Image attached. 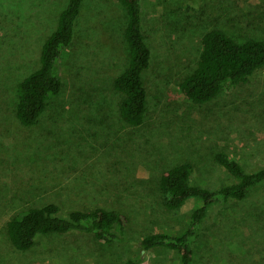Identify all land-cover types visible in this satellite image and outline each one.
Here are the masks:
<instances>
[{
  "label": "rangeland",
  "instance_id": "rangeland-1",
  "mask_svg": "<svg viewBox=\"0 0 264 264\" xmlns=\"http://www.w3.org/2000/svg\"><path fill=\"white\" fill-rule=\"evenodd\" d=\"M68 1L0 0V264H123L139 255L135 246L81 234L41 236L20 252L6 227L30 207L118 209L131 218L134 240L175 234L200 201L166 210L158 189L163 171L192 162L195 183L215 190L235 182L215 162L219 150L247 171L264 167V70L203 106L179 86L212 28L264 40V0H142L153 62L145 77L149 110L138 129L121 120L122 95L112 88L128 64L126 11L117 0H88L79 23L86 38L61 58L62 95L36 126L24 127L15 115L17 86L39 69ZM193 248L195 264H264V185L244 203L211 207ZM138 264L181 262L176 252L155 249Z\"/></svg>",
  "mask_w": 264,
  "mask_h": 264
},
{
  "label": "trees",
  "instance_id": "trees-1",
  "mask_svg": "<svg viewBox=\"0 0 264 264\" xmlns=\"http://www.w3.org/2000/svg\"><path fill=\"white\" fill-rule=\"evenodd\" d=\"M117 1L127 14L123 40L128 48V64L114 78L112 88L122 95L119 105L121 120L127 126L138 129L145 125L149 110L145 77L152 66L153 51L144 32L142 0ZM87 2L68 1L59 15L57 28L42 46L39 69L19 82L15 115L22 126H36L51 101L62 95L65 83L61 58L66 50H78L79 42L86 38L88 30H81L79 23ZM261 70H264V40H240L215 27L203 34L195 68L181 80L179 86L186 99L203 106L212 103L224 91L236 90L247 84ZM214 159L235 180L234 183L215 190L202 187L195 183L197 169L192 162L177 164L161 174L158 189L166 210L176 212L190 199L200 201V205L191 212L187 226L175 234L152 233L134 240L129 236L131 218L121 210L97 206L64 212L59 205L49 202L30 207L13 217L7 223V237L18 251L27 252L41 236L93 235L103 244L138 248L139 255L123 264H138L146 253L155 249L176 252L181 264H195L193 245L202 234L210 208L244 203L264 185V167L247 171L225 150H219Z\"/></svg>",
  "mask_w": 264,
  "mask_h": 264
}]
</instances>
